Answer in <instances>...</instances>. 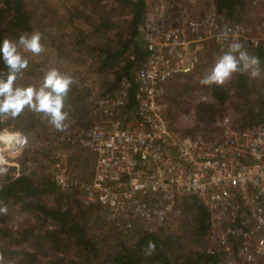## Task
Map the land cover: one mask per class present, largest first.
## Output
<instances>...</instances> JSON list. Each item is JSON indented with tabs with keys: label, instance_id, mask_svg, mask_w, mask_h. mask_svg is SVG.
Segmentation results:
<instances>
[{
	"label": "built area",
	"instance_id": "2783aa9c",
	"mask_svg": "<svg viewBox=\"0 0 264 264\" xmlns=\"http://www.w3.org/2000/svg\"><path fill=\"white\" fill-rule=\"evenodd\" d=\"M145 3L138 28L146 56L134 71L133 93L122 79L109 92L87 94L89 123L62 135L91 150V177L52 176L61 189H78L84 205L100 206L108 226L124 230L175 223L182 198L194 196L208 210L204 250L253 262L264 257V119L237 126L224 115L211 128L184 132L173 126L164 95L172 76L194 71L208 41L220 54L232 42L249 54L264 52V0H247L250 15L241 20L215 6L200 11L191 0Z\"/></svg>",
	"mask_w": 264,
	"mask_h": 264
},
{
	"label": "trees",
	"instance_id": "16d2710c",
	"mask_svg": "<svg viewBox=\"0 0 264 264\" xmlns=\"http://www.w3.org/2000/svg\"><path fill=\"white\" fill-rule=\"evenodd\" d=\"M28 1L0 0V44H2L6 32L21 33L32 29ZM100 1L82 0L83 4H87L89 7H97L102 4L100 8L103 17L97 23L92 24L89 30L85 31L81 27L75 26L71 30L70 36L61 32L58 37H55L57 40L54 42V47L62 59L60 63H46L47 57L40 61L21 51L29 63L27 69L16 80V86H37L42 83L44 71L56 68L61 73L71 75L76 81L71 85L66 106L79 100L84 92L78 88L81 78L75 73L73 62L88 60L89 66L86 71L92 65L99 76L103 78V83L107 85L102 93L111 91L122 79L130 82V93H133L134 71L146 56V49L138 28L146 7L145 0H108L104 3H100ZM212 3L219 12L228 18L241 20L247 17L244 14L247 0H212ZM103 6L104 9H102ZM118 9L119 15L128 16L126 25H121L110 16ZM73 14H78V10H74ZM212 51L215 54L214 50ZM66 54H71L72 60L66 58ZM208 54L210 57L213 56L211 51ZM249 55L258 56L260 67L264 68V52L261 49H253ZM0 72H7L2 58H0ZM179 77H184V81L186 80L185 82L188 83L191 80V75L187 73L176 74L167 82L164 101L167 104V114L170 117L171 109H175L174 105L178 103L177 94L172 90L173 85L170 82H175ZM251 82L248 74L236 73L223 86H207L210 88L215 102L221 105L231 95V92L240 99L238 104L241 107L238 108L242 114L237 126L250 125L262 119L260 112L255 111L248 104L249 92L252 88ZM194 83L197 84V81L192 85H195ZM263 95L264 93L261 95V100L264 103ZM27 112L28 109H25L15 119L0 118V130L6 127L9 121L11 123L14 121L22 126V119L27 117ZM215 113L216 110L212 103L201 101L195 105L196 118L201 123L214 121ZM190 131L191 129H187L184 132ZM0 185H2L0 201L8 208L17 205L22 211L33 213L39 220H46L47 224H52L51 227L44 230L26 226L13 233L3 224L7 213H0V235L10 237L17 244L27 241L35 248L34 251L17 249V252L22 256L21 259L27 261V264H32L39 254L48 255L49 264H215L220 258H223L219 252L209 253L204 249H185L184 245L179 244L180 234L164 232L167 230L165 226L155 232H147L138 227L124 230L110 226L106 229L105 235L96 236L86 222V217L91 213L88 208L101 209V207L84 205L77 196L78 189L75 187L70 190L59 188L51 175L42 174L36 177L32 173L22 171L17 175L7 172L0 179ZM47 194H52L54 203L45 200ZM181 206L184 216H191L186 225V233L191 235V239L204 235L209 225L206 206L194 196L183 197ZM101 213L102 211L99 215L102 218L103 213ZM99 222L100 224H97ZM96 224L98 229H103L104 224L101 221H96L93 227ZM117 231L123 232L121 234L132 233L131 238L124 240ZM101 238H104L105 242ZM150 241L155 246L152 250L148 248ZM12 251L15 250L8 245L0 244V254Z\"/></svg>",
	"mask_w": 264,
	"mask_h": 264
},
{
	"label": "rangeland",
	"instance_id": "374dc122",
	"mask_svg": "<svg viewBox=\"0 0 264 264\" xmlns=\"http://www.w3.org/2000/svg\"><path fill=\"white\" fill-rule=\"evenodd\" d=\"M194 7L198 10H206L213 5L212 0H191ZM108 2V0H101L100 3ZM102 5V4H101ZM101 5L97 7H89L87 4H83L82 0H29L28 9L31 13L32 29L28 32H16L4 33V38H9L13 41L19 39L20 34H31L33 31H39L42 34L41 43L45 48V51L38 56H34L31 53H27L30 57L38 60H44L42 58L47 57L46 63H60L62 59L57 54V50L54 47L58 35L61 32L70 36L73 27H81L82 29L89 30L92 24H95L103 17ZM104 9V6L103 8ZM74 10H78V14H73ZM115 11L110 14L112 18L119 22L121 25L128 23L127 15H119ZM246 16L250 15V9L246 5ZM65 37V36H63ZM214 47V49H212ZM214 53L213 54V51ZM21 51H23L21 49ZM211 51L212 57L208 56ZM26 53V52H25ZM218 54L215 48L214 41H208L204 43L200 50V61L191 75L190 82H185L184 77H179L175 82L172 81V90L177 94L178 103L175 109H171L170 120L174 127L185 131L191 129L190 132L200 129H208L214 124L216 119H220L224 115H228L233 124H238L240 115L242 112L238 107H241L238 103L240 99L231 92V95L226 98V101L221 105L215 102L210 88L207 86H201L199 79L206 74V72L214 66L215 60L221 56ZM238 56V54H236ZM66 58L72 60L71 54H66ZM64 61V60H63ZM73 68L76 70L77 76L80 79L78 82V88L83 92V96L69 103L65 106V111L69 113L68 119L65 121L67 127L64 131H56L49 123L46 117L42 114H34L28 110L26 118H23V125L11 123L0 130V160L4 157L6 163L5 166L8 169V173L15 174L16 171L32 173L38 177L42 174L53 175L54 172L62 170L69 177L77 180H88L92 174V167L94 163V155L88 148L72 142L71 140L63 139L62 135L72 132L75 128L86 125L91 119L90 108L85 102V97L89 93H99L105 90L103 78L99 76L96 70L91 65L89 66L88 60L73 62ZM261 76L257 78L249 79L252 81V88L249 92L248 104L255 111H259L264 119V103L261 100V95L264 93V68H261ZM235 74H233L234 76ZM232 76V78H233ZM195 85H192L193 82ZM229 82V81H228ZM226 82L225 84H227ZM40 85V84H39ZM37 85V87H39ZM190 85V86H189ZM264 97V95H263ZM201 101L212 103L215 107V119L209 121V123H201L196 118L195 105ZM261 119V120H262ZM30 121H32L30 123ZM14 149V150H13ZM18 169V170H17ZM3 176H0V179ZM45 200L49 203H54L52 194H47ZM91 213L86 217V222L90 225V228L96 236L105 235L106 229L110 228L103 217L99 215L102 211L94 207L88 208ZM102 219H100L98 217ZM102 214V213H101ZM191 219L190 215L179 217L175 223L166 225L164 232H172L173 234H180L179 244L184 245L185 249H204L208 244L204 235L191 239V235L186 233V225ZM96 221H101L104 224L103 229L97 228ZM4 225L16 233L19 229L32 226L34 228L44 230L49 228L47 221L39 220L33 213L24 212L18 208L17 205H13L8 208L7 217L3 222ZM106 224V225H105ZM118 234L123 232L117 231ZM132 234V233H131ZM131 234H121L124 239H130ZM14 235V234H13ZM104 239V238H101ZM114 238L111 240L113 242ZM105 242V239H104ZM106 242H108L106 240ZM115 243V242H114ZM0 244H6L15 251L0 254V264H27V261L22 260V256L17 249H25L34 251V247L27 241L17 244L8 236L0 235ZM113 245V244H112ZM184 249V248H183ZM48 255L39 254L37 259L32 264H49ZM223 264H264V257H258L253 262L242 263L236 262L230 258L223 257Z\"/></svg>",
	"mask_w": 264,
	"mask_h": 264
},
{
	"label": "clouds",
	"instance_id": "9594fccd",
	"mask_svg": "<svg viewBox=\"0 0 264 264\" xmlns=\"http://www.w3.org/2000/svg\"><path fill=\"white\" fill-rule=\"evenodd\" d=\"M227 36V33H221ZM42 34L33 31L31 34H20L17 41L4 38L0 44V58H2L7 72H0V118L15 119L28 109L34 114H42L56 131H64L65 121L69 113L65 111V103L71 85L76 81L71 75L61 73L56 68H50L43 73L42 83L35 85L16 86V80L27 69L28 60L22 55L26 53L38 56L45 51L41 43ZM238 53V56L236 55ZM248 74L251 78L261 76L260 59L256 55H249L240 42H232L228 50L219 56L214 66L199 79L201 86H223L230 81L233 74ZM7 167L0 161V176L6 175ZM2 187V185H0ZM8 207L0 201V213L6 214ZM154 244L148 243L149 250Z\"/></svg>",
	"mask_w": 264,
	"mask_h": 264
},
{
	"label": "crops",
	"instance_id": "0c3cea01",
	"mask_svg": "<svg viewBox=\"0 0 264 264\" xmlns=\"http://www.w3.org/2000/svg\"><path fill=\"white\" fill-rule=\"evenodd\" d=\"M91 114V113H90ZM90 121V120H89ZM92 171H93V167H92ZM92 175V174H91ZM91 177V176H90Z\"/></svg>",
	"mask_w": 264,
	"mask_h": 264
}]
</instances>
